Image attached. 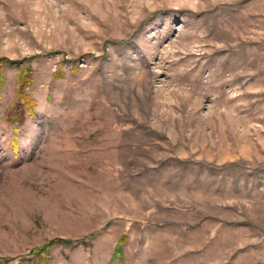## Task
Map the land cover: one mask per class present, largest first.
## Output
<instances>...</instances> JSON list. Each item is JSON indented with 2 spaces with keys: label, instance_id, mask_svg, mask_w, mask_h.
<instances>
[{
  "label": "rangeland",
  "instance_id": "1",
  "mask_svg": "<svg viewBox=\"0 0 264 264\" xmlns=\"http://www.w3.org/2000/svg\"><path fill=\"white\" fill-rule=\"evenodd\" d=\"M0 58V264H264V0H0Z\"/></svg>",
  "mask_w": 264,
  "mask_h": 264
},
{
  "label": "trees",
  "instance_id": "2",
  "mask_svg": "<svg viewBox=\"0 0 264 264\" xmlns=\"http://www.w3.org/2000/svg\"><path fill=\"white\" fill-rule=\"evenodd\" d=\"M3 62H6V63H13V60H10L8 58H0V65L3 63ZM31 69L30 67H26L22 70V72L19 74V77H18V89L16 91V95H17V99L19 101H25L26 102V107L29 111V114L31 116L35 115V111L33 110L34 108V101L32 99H30L29 96L25 95L24 92H25V89L26 87L30 84L31 82ZM3 81V75L0 71V84L1 82ZM18 101V102H19ZM15 122H17L15 120ZM55 241V239H51L49 241H47L45 244H43L39 250H43L45 249L47 246L51 245L53 242ZM124 241V238H121L119 240V242L116 244L115 246V252L114 254H121V249H120V243ZM64 242L66 243H69L70 240H64ZM34 251V250H33ZM113 254V255H114Z\"/></svg>",
  "mask_w": 264,
  "mask_h": 264
}]
</instances>
